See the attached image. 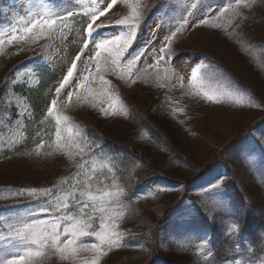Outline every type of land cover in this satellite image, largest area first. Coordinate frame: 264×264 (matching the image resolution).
I'll return each instance as SVG.
<instances>
[{
	"label": "rangeland",
	"instance_id": "obj_1",
	"mask_svg": "<svg viewBox=\"0 0 264 264\" xmlns=\"http://www.w3.org/2000/svg\"><path fill=\"white\" fill-rule=\"evenodd\" d=\"M93 16L94 30L116 27L89 38ZM53 19L52 27L43 23ZM116 37L108 50L95 47ZM7 55L17 66L0 98V236L35 219L47 222L37 231L50 234L65 212L93 235L72 243L63 235L72 222L63 220L59 246L0 240V264L16 256L21 264H109L115 249L145 248L150 239L157 251L148 264H264V0H0V60ZM73 63L70 83L57 93ZM129 101L147 102L153 116L176 127L187 149L184 172L216 157L187 187L161 175L138 182L132 215L107 146L126 151L116 133L138 142L160 137ZM96 118L111 126L113 141L87 135L83 123ZM104 192L119 196L104 205L89 199ZM172 195L177 202L158 222ZM96 232L118 242L93 250Z\"/></svg>",
	"mask_w": 264,
	"mask_h": 264
},
{
	"label": "trees",
	"instance_id": "obj_2",
	"mask_svg": "<svg viewBox=\"0 0 264 264\" xmlns=\"http://www.w3.org/2000/svg\"><path fill=\"white\" fill-rule=\"evenodd\" d=\"M16 66L17 61L15 56L13 55L4 56L0 60V98L2 89L5 85V79L9 75L11 76L13 74ZM130 103L129 105L131 106V108H129V110L132 109V112L138 115L139 118L140 116L143 117V119L146 121V124H148L149 127L153 129V132L156 134V136L160 137V140H158L159 143L138 142L134 137H132L131 133L128 136H124V134H115V132L111 130L110 125H105L106 123L100 122V120L97 118L95 119L96 122L93 124H83L85 132L91 138H96L98 135H100L103 138L102 141L106 142L113 141L109 138L110 135L114 136L115 138V135H118L119 140L121 139L126 141L125 152L115 151L111 149L110 146L107 147L113 154V159L115 160V167L112 171L114 172L116 176L115 178H117L116 180L118 181V183L123 187L124 200L127 205L131 206L132 215L134 210H136V207L138 206L137 201L139 198L134 195V189L138 182L152 180L154 178L152 175H161L182 184L184 187H187L196 177L201 176L213 164L216 157L211 161H206L195 167L197 168L195 172H184V164L187 163L186 160L188 156H184L185 154L183 153L184 150L187 151V149L184 145V141L181 140L176 127L170 122L161 120L158 116H153L152 111L149 110V107L147 106V102L138 103L140 105L138 108L133 105L134 102L131 104ZM113 124H115L114 126H117L116 123ZM118 126V129L121 130L122 124H118ZM240 135L241 134L238 135L237 133H235L231 136V138L226 140L223 144V150H227L228 148L233 146ZM175 159L178 160L177 164L179 165L171 166L173 160ZM188 160L189 163L190 159ZM165 200V202L167 203L164 202V204H162V208L156 216L158 222L162 221L166 214L172 209L173 205L178 200V196L172 195L166 197ZM141 215V212L137 209L136 221L140 220ZM136 223L126 226L134 231ZM156 248L157 246L154 239H152V241L150 239L149 246L147 245L145 246V248L141 246H133L132 249L128 250L123 248L115 249L109 255L107 262L109 264H148L156 257ZM130 250L137 252L127 253L132 252ZM118 254L119 257H116ZM111 256L113 257L110 261L109 258H111ZM133 257L134 261L131 262L130 259ZM141 258L144 259L142 263H140Z\"/></svg>",
	"mask_w": 264,
	"mask_h": 264
},
{
	"label": "snow or ice",
	"instance_id": "obj_3",
	"mask_svg": "<svg viewBox=\"0 0 264 264\" xmlns=\"http://www.w3.org/2000/svg\"><path fill=\"white\" fill-rule=\"evenodd\" d=\"M112 4L116 3V0H111ZM108 7H111V5H108ZM105 14L104 11H101L99 13V16H103ZM72 13H68V16H71ZM57 19H60L61 21L63 20V17H58ZM98 19V16H93L91 18V22H89L87 24V28H86V34L89 38L95 39L94 37V31L98 32L99 28L101 27H116L115 25H98L97 28L94 30V24L96 23V20ZM39 23V22H36ZM36 23H34L31 27L26 28L25 31H31L32 27L36 26ZM45 25L52 27L56 24V19H53L51 21L45 20L43 22ZM120 25H124L127 24V21H120L119 22ZM175 36V33H173V37ZM172 37H169V40ZM135 39V32L130 33L129 37L127 40H125L124 42V46L130 47L131 43L134 42ZM119 40V37H116L115 40H102L99 43H96L95 47L97 49H105L108 50V46H110L111 44L116 43V41ZM88 40H85L84 42V48L87 49L88 48ZM160 52L166 53L167 52V46L162 47L160 49ZM119 54V52L117 53ZM96 56H100V52H96ZM77 60L80 59L79 56L76 57ZM160 59L163 60L164 59V55L160 56ZM76 68V64L73 63L72 68L67 72V75L64 77L63 82L60 84V86L56 89L57 93H60L62 89L65 88V86L67 84L70 83L71 78L73 77V70ZM193 78H195V73H193ZM208 99H212V97H208ZM56 101L52 102L53 107L55 106ZM52 108H49V113H51ZM32 192H35L37 190H31ZM52 190H49V192L45 193V195H50ZM119 193H109V192H104L102 195L99 196H92L89 195V199L92 201H96L98 202L99 205H104V204H108L111 203V199L113 197H118ZM87 205H85L86 207ZM64 209H67L68 205L67 203L63 204L62 206ZM101 211H106L105 208L101 207L100 208ZM84 209L81 208V212L83 213ZM63 220H67V221H71L72 223H70L69 225L65 226L63 228V235L68 236L69 237V241H71L72 243H75L74 240H72V237H79V236H92L93 234L90 232H85L83 230V227H87V225H82V221L77 220L74 216L72 215H68L66 212L64 215L60 216V217H54L53 221L51 222V233L50 234H42L41 232L37 231V226L38 225H42V224H46V221H42L39 219H35L32 221V223H25L23 224V227L17 229L15 231L14 235H10L8 237H3L0 236V240H19L21 243H31L34 245L42 246L44 244L47 243L48 239H51L53 241V245L54 246H59L60 244V240H61V232H60V228H61V224L60 221ZM233 228H235V225H233ZM113 235H115V233H113ZM98 238L99 243L95 242V239ZM69 241H65V243H68ZM118 241L111 239L110 236H108L105 233L102 232H96L93 242L90 244V247L93 250H98L100 252L103 251V246L104 245H108V246H112L113 244L117 243ZM31 251L29 250L28 255H31ZM36 255H40L39 252H36ZM24 257L23 256H16L12 259H9L7 261L4 262V264H21V261H23ZM93 264H95V261L93 262ZM236 264H239V261H236Z\"/></svg>",
	"mask_w": 264,
	"mask_h": 264
}]
</instances>
